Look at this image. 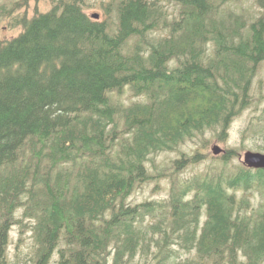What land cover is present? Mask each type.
Listing matches in <instances>:
<instances>
[{
	"label": "trees",
	"instance_id": "obj_1",
	"mask_svg": "<svg viewBox=\"0 0 264 264\" xmlns=\"http://www.w3.org/2000/svg\"><path fill=\"white\" fill-rule=\"evenodd\" d=\"M50 1L0 39V260L22 209L36 264L55 252L58 264H264V204L247 197L264 195L262 167L206 169L166 201L128 200L150 156L207 130L223 140L250 104L264 0L257 14L247 0H116L113 23ZM125 86L143 99L114 100Z\"/></svg>",
	"mask_w": 264,
	"mask_h": 264
},
{
	"label": "rangeland",
	"instance_id": "obj_2",
	"mask_svg": "<svg viewBox=\"0 0 264 264\" xmlns=\"http://www.w3.org/2000/svg\"><path fill=\"white\" fill-rule=\"evenodd\" d=\"M81 1L82 9L87 15L98 13L99 20L117 22V17L112 8V4L116 0ZM110 1H112L111 5L108 3ZM163 2L167 10L171 12L172 4ZM245 3L250 6L254 5L253 13L259 12L254 0H247ZM51 5L50 0H0V39L9 40L22 30L19 23L20 18H29L36 13L45 12L50 9ZM112 96L114 100L125 105L143 99L141 96L134 95L129 86H125L120 94L115 95L114 93ZM249 98L250 104L233 119L223 140L219 139L217 135L211 136L212 132L207 130L204 135L186 141L177 150L160 152L150 156L146 164L151 171V178L148 182L138 185L130 193L128 200L134 204L148 201H166L172 183H181L199 176L206 169L217 171L223 168L227 172H232L239 165L246 168L243 164L244 152L264 153V60L260 63L251 83ZM214 144L220 146L225 153L213 154L211 147ZM229 149H233L235 155L231 156L229 161L226 160V164H223L222 157ZM195 153L199 154L200 161L190 162L187 157ZM180 159L185 160L184 167L175 171L174 160ZM172 179H175L176 182H173ZM247 197L254 206L253 209L257 208L260 202L264 204V195L260 194L257 187L250 189ZM21 212L22 209L16 212V222L10 226L5 249V261L3 263L0 260V264H36L37 246L33 232L30 230L33 227V222L21 218ZM177 253L179 254L177 261L184 258L193 260L192 262L197 260V257L192 253L189 254L179 249ZM58 260L59 254L55 252L48 264H58ZM107 264H110V261Z\"/></svg>",
	"mask_w": 264,
	"mask_h": 264
},
{
	"label": "water",
	"instance_id": "obj_3",
	"mask_svg": "<svg viewBox=\"0 0 264 264\" xmlns=\"http://www.w3.org/2000/svg\"><path fill=\"white\" fill-rule=\"evenodd\" d=\"M91 17L98 18V14L92 13ZM211 151L213 152V154L217 155L222 151V149L217 144H214L211 147ZM243 161V164L248 167L264 168V153L246 151L243 153Z\"/></svg>",
	"mask_w": 264,
	"mask_h": 264
},
{
	"label": "flooded vegetation",
	"instance_id": "obj_4",
	"mask_svg": "<svg viewBox=\"0 0 264 264\" xmlns=\"http://www.w3.org/2000/svg\"><path fill=\"white\" fill-rule=\"evenodd\" d=\"M52 257V255H50V258ZM37 258H38V256H36V261H37ZM50 258H49V260H50ZM59 259H60V256H59ZM48 260V261H49ZM47 264H48V262H47Z\"/></svg>",
	"mask_w": 264,
	"mask_h": 264
},
{
	"label": "bare ground",
	"instance_id": "obj_5",
	"mask_svg": "<svg viewBox=\"0 0 264 264\" xmlns=\"http://www.w3.org/2000/svg\"><path fill=\"white\" fill-rule=\"evenodd\" d=\"M229 158V157H228ZM228 161H229V159H228ZM225 162V161H224ZM222 165V164H221ZM224 166V165H223ZM222 167V166H221ZM218 168V167H217ZM223 176V175H222ZM218 177H219V175H218ZM221 178V177H220ZM232 190V189H231ZM234 191V190H233Z\"/></svg>",
	"mask_w": 264,
	"mask_h": 264
}]
</instances>
